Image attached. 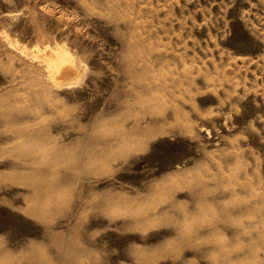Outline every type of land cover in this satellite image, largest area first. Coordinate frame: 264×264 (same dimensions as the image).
<instances>
[{
	"label": "rangeland",
	"instance_id": "1",
	"mask_svg": "<svg viewBox=\"0 0 264 264\" xmlns=\"http://www.w3.org/2000/svg\"><path fill=\"white\" fill-rule=\"evenodd\" d=\"M0 264H264V0H0Z\"/></svg>",
	"mask_w": 264,
	"mask_h": 264
},
{
	"label": "bare ground",
	"instance_id": "2",
	"mask_svg": "<svg viewBox=\"0 0 264 264\" xmlns=\"http://www.w3.org/2000/svg\"><path fill=\"white\" fill-rule=\"evenodd\" d=\"M10 46V45H9ZM14 46L16 49L25 56H30L33 60L40 58L38 55V51H36L34 48H28L25 45H20L19 42H15ZM43 56L47 59H50L52 64H50V71L51 75L54 76V79L57 82L63 81L64 79L70 78L73 75V69L72 65L69 64L70 67H68V60L63 56V53L60 51H44ZM29 57V59H30ZM28 58V57H27ZM30 59V60H32ZM32 60V61H33ZM75 76V75H73ZM140 100V97H139ZM118 136L120 137V133L118 131ZM122 138V137H121ZM121 146L118 148H114L115 152L117 153L118 157H124L128 152L130 151V144L129 142H126L124 138L120 140Z\"/></svg>",
	"mask_w": 264,
	"mask_h": 264
}]
</instances>
